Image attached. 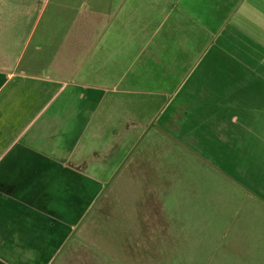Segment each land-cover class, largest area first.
Instances as JSON below:
<instances>
[{
	"label": "crops",
	"instance_id": "crops-1",
	"mask_svg": "<svg viewBox=\"0 0 264 264\" xmlns=\"http://www.w3.org/2000/svg\"><path fill=\"white\" fill-rule=\"evenodd\" d=\"M151 130L264 205V0H0V264H65Z\"/></svg>",
	"mask_w": 264,
	"mask_h": 264
},
{
	"label": "rangeland",
	"instance_id": "rangeland-1",
	"mask_svg": "<svg viewBox=\"0 0 264 264\" xmlns=\"http://www.w3.org/2000/svg\"><path fill=\"white\" fill-rule=\"evenodd\" d=\"M132 149L65 264H264L263 204L157 131Z\"/></svg>",
	"mask_w": 264,
	"mask_h": 264
},
{
	"label": "trees",
	"instance_id": "trees-1",
	"mask_svg": "<svg viewBox=\"0 0 264 264\" xmlns=\"http://www.w3.org/2000/svg\"><path fill=\"white\" fill-rule=\"evenodd\" d=\"M77 234H78V233H77ZM77 234H76V235H77ZM76 237H77V236H76ZM75 240H77V239H75ZM77 249H79V247H77ZM82 249H84V248H82ZM89 249H90V248L87 247L86 252H88ZM72 250H73V249H72ZM79 250L81 251V249H79ZM90 254H91V253H90ZM91 256H92V257H95V256H93L92 254H91ZM96 256H97V258H96V257H95V258L98 260V252H97Z\"/></svg>",
	"mask_w": 264,
	"mask_h": 264
}]
</instances>
